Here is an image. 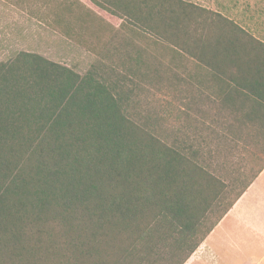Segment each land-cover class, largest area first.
I'll use <instances>...</instances> for the list:
<instances>
[{
  "label": "trees",
  "instance_id": "16d2710c",
  "mask_svg": "<svg viewBox=\"0 0 264 264\" xmlns=\"http://www.w3.org/2000/svg\"><path fill=\"white\" fill-rule=\"evenodd\" d=\"M90 1L135 35L83 76L30 52L0 62V264H185L264 166L225 201L201 149L133 118V90L172 78L202 94L181 71L191 60L213 122L264 138V42L183 0Z\"/></svg>",
  "mask_w": 264,
  "mask_h": 264
},
{
  "label": "rangeland",
  "instance_id": "374dc122",
  "mask_svg": "<svg viewBox=\"0 0 264 264\" xmlns=\"http://www.w3.org/2000/svg\"><path fill=\"white\" fill-rule=\"evenodd\" d=\"M232 20L245 31L264 42V0H183ZM68 0H0V62L13 59L18 53L39 54L51 61L73 68L83 76L95 63L105 61L106 51L119 47L123 37L135 34L121 28V20L107 21L92 12L64 7ZM115 34L119 37L114 38ZM137 45L151 56L169 63L172 54L162 46L143 40ZM172 63L178 66V61ZM107 63H113L107 60ZM182 74L195 89L164 78L141 82L133 90L132 114L146 123L163 142L201 149L200 161L227 191V197L249 183L264 166L263 135L239 136V129L214 123L217 109L210 103L214 97L205 84L196 81L193 61H184ZM205 71L202 76H205ZM129 86V85H128ZM209 114V115H208ZM224 121V120H222ZM220 123V122H219ZM226 135V137L224 136ZM212 214L209 221L217 219ZM199 252L197 255H199Z\"/></svg>",
  "mask_w": 264,
  "mask_h": 264
},
{
  "label": "crops",
  "instance_id": "0c3cea01",
  "mask_svg": "<svg viewBox=\"0 0 264 264\" xmlns=\"http://www.w3.org/2000/svg\"><path fill=\"white\" fill-rule=\"evenodd\" d=\"M79 1L106 21L112 17ZM185 264H264V167Z\"/></svg>",
  "mask_w": 264,
  "mask_h": 264
}]
</instances>
